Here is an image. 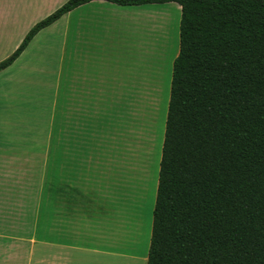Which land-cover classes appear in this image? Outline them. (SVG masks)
I'll return each instance as SVG.
<instances>
[{"label":"trees","instance_id":"16d2710c","mask_svg":"<svg viewBox=\"0 0 264 264\" xmlns=\"http://www.w3.org/2000/svg\"><path fill=\"white\" fill-rule=\"evenodd\" d=\"M102 1L181 6L147 264H264V0Z\"/></svg>","mask_w":264,"mask_h":264},{"label":"crops","instance_id":"0c3cea01","mask_svg":"<svg viewBox=\"0 0 264 264\" xmlns=\"http://www.w3.org/2000/svg\"><path fill=\"white\" fill-rule=\"evenodd\" d=\"M67 1L0 0V62ZM175 4L172 9L181 11ZM153 5L164 4L120 6L100 0L81 5L41 30L0 72V264L148 263L151 233L144 246L133 232L123 242L116 231L107 232L91 220L85 203L49 204L44 193L39 200L44 144L39 142V121L29 124L28 116L39 115V102H54L56 137L47 163L70 169L76 162L75 108L70 102L130 100L141 82L149 83L142 78L148 80L151 58L140 60L141 53L148 54L149 31L158 42L167 17L174 21V10L160 13ZM86 163L85 156L80 161L83 179ZM59 192L53 188L51 199ZM19 243L29 244L30 252L13 253L12 245Z\"/></svg>","mask_w":264,"mask_h":264},{"label":"rangeland","instance_id":"374dc122","mask_svg":"<svg viewBox=\"0 0 264 264\" xmlns=\"http://www.w3.org/2000/svg\"><path fill=\"white\" fill-rule=\"evenodd\" d=\"M153 6L160 13L174 10V21L167 17L158 42L149 31L148 54L140 55V60L151 58L148 80L142 78L149 83L141 82L138 94L130 100L70 102L75 108L71 117L76 142V162L70 169L67 164L47 163L51 161L50 142L56 137L52 132L54 102H39V115L28 116L29 124L39 121V142L44 144L40 151L44 163H39V200L44 193L49 204L85 203L91 208L93 222L102 224L107 232L116 231L123 242L133 232L141 246L152 233L173 62L180 48L181 11L172 9L177 8L175 3ZM141 42L143 47V38ZM85 156L89 163L83 179L80 161ZM53 188L60 192L52 200ZM78 188L84 189L81 195ZM12 248L13 253L30 252L29 244H14Z\"/></svg>","mask_w":264,"mask_h":264}]
</instances>
